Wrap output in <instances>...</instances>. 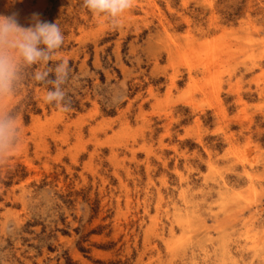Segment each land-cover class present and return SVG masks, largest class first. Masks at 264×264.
<instances>
[{
  "label": "rangeland",
  "instance_id": "obj_1",
  "mask_svg": "<svg viewBox=\"0 0 264 264\" xmlns=\"http://www.w3.org/2000/svg\"><path fill=\"white\" fill-rule=\"evenodd\" d=\"M65 36L64 91L23 79L0 165V264H264V0H0ZM77 68V71H75Z\"/></svg>",
  "mask_w": 264,
  "mask_h": 264
},
{
  "label": "clouds",
  "instance_id": "obj_2",
  "mask_svg": "<svg viewBox=\"0 0 264 264\" xmlns=\"http://www.w3.org/2000/svg\"><path fill=\"white\" fill-rule=\"evenodd\" d=\"M136 0H82V7L93 17L109 21L118 27L121 16L132 9ZM65 42L60 25L33 13L27 26L20 23L19 13L0 14V102L15 98L26 69L55 61ZM71 69L67 59L55 63L54 68L37 73L36 80L51 85L43 96L48 104L67 111L64 84ZM51 78L49 79V76ZM21 122L18 114L0 109V165L7 164L18 152L21 143Z\"/></svg>",
  "mask_w": 264,
  "mask_h": 264
},
{
  "label": "trees",
  "instance_id": "obj_3",
  "mask_svg": "<svg viewBox=\"0 0 264 264\" xmlns=\"http://www.w3.org/2000/svg\"><path fill=\"white\" fill-rule=\"evenodd\" d=\"M55 63H58V62H53V61H50L46 66H45V69L43 70V72L45 71H48L49 69H52L54 68L55 66ZM39 65H34L28 69L25 70L24 72V78L25 80H30L33 75H34V70L38 67ZM69 67L71 68L72 67V61L69 62ZM75 71H77V68H75ZM51 78V75L49 76V79ZM70 77H68L69 79ZM36 82H38L39 85H43L45 86L46 88H50L51 85L47 84L45 81H40V80H37ZM66 101L68 102L69 104V108H76L77 110H81V106H80V101L79 100H76L74 98L73 95H69L67 94V98H66Z\"/></svg>",
  "mask_w": 264,
  "mask_h": 264
}]
</instances>
